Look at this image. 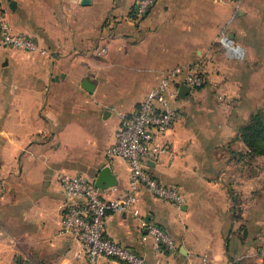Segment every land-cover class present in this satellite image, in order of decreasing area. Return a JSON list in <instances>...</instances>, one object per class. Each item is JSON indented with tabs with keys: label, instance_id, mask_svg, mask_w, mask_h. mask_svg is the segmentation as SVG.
Returning a JSON list of instances; mask_svg holds the SVG:
<instances>
[{
	"label": "crops",
	"instance_id": "crops-1",
	"mask_svg": "<svg viewBox=\"0 0 264 264\" xmlns=\"http://www.w3.org/2000/svg\"><path fill=\"white\" fill-rule=\"evenodd\" d=\"M7 1L10 11H6L5 15L14 32L31 36L40 46L51 51L53 56L50 53V58L56 61L55 77L60 74L71 78L72 64L79 60L88 67L89 60L82 53L89 51L91 42L102 29L100 34L106 41L104 51L107 52L103 66L113 67L117 63L130 68L144 67L151 76H134L133 82L150 84L145 94L157 83L160 72L166 68L171 69L178 64H212L210 57L217 52V34L221 28H229L227 35L235 43L243 45L244 58L241 63L249 69L240 79L244 88H241L238 78L226 90V98L232 101L231 107L241 103L238 98L243 96L245 90L244 99L248 98V93L253 94L252 87H246L255 82L256 74L262 77L261 84L264 86V30L255 37L249 23L258 26L260 19V25L264 28V12L259 13L252 8L244 16L243 10L235 11L234 0H157L149 14L138 22L130 14L134 0H91L87 6L81 5L80 0H38V4L44 5V11L54 13L50 20L41 19L38 11L32 12L29 8L22 10L20 2L24 4L26 0ZM10 1L15 2L13 7L9 5ZM248 1L261 4L264 8V0ZM112 16L113 20L110 21ZM243 20L246 26L233 30L234 24H242ZM217 28H220L218 33ZM15 54L10 49L0 51V261L19 257L28 264H86L82 243L72 235L58 234L64 200L58 174L78 173L62 170L50 174L45 167L44 141L41 138L46 132V125L39 115L46 99H50V95L43 91L48 79L45 73L38 71L35 77L27 78L25 88H13L15 82L19 85L18 79L11 80L13 71L21 68L30 72L29 67L23 69V65L15 62ZM253 68H261L262 71L255 73ZM127 75L131 77L130 73ZM218 78L219 75H210L212 81ZM83 79H80V86ZM206 87L190 91L176 107L178 115L174 124L157 139L170 152L148 163L149 173L162 185L181 190L184 207L179 209L171 202L158 199L144 187L137 192L136 207L143 209L145 220L158 224L172 235L176 247L165 252L167 264H195L189 249L191 243L185 236L187 226L178 231V221L189 220L188 208L195 204L199 205V212L202 213L199 216L203 221L201 227L215 226L217 230L215 242L218 248L209 249V255L213 252V263L206 257L209 264H239L243 258H247L248 264H253L254 254L248 238L243 240L244 253L237 254L243 246L241 242L229 248L228 252L223 237L237 224L242 223L247 228L251 224H260L264 216L263 205L257 206L255 217L249 215L252 210L249 208L254 205L250 203L254 195V175L247 170H250L255 157L246 154L248 149L240 139H236L239 140L236 143L243 151L233 152L229 138L236 130L232 125V115H229L231 111L224 114L225 111L221 113V109L218 112L220 109L216 106L205 107L202 98L207 97ZM96 89L95 84L94 93ZM197 98L201 100L197 105L204 106L196 107L197 102L192 99ZM96 101L97 104L90 101L86 105L69 107L65 114H69L70 120L63 128L58 127V132L66 133L71 124H81V116L85 117L92 123V143H100L105 150L114 141L118 115L113 108L101 107L106 102L105 98L100 97ZM137 103L123 109V112L131 113ZM207 110L214 113H206L205 116L202 111ZM241 111L242 108L238 113L242 114ZM104 150L93 167L95 174L86 178L94 183L98 171L109 166L117 183L98 190L103 198L116 199L128 190L129 167L123 159L107 158ZM235 156L246 161L243 173L236 174L229 169ZM234 187L238 188L242 198L239 204L232 202ZM241 190L244 192L242 195ZM249 203L252 205L248 206ZM234 211L238 214L236 218L233 217ZM139 225L140 218L133 217L129 212L112 213L106 218L105 234L142 255L144 264H154L156 257L151 239L142 238ZM202 238L207 245L212 240L204 232ZM98 264L121 263L100 257ZM199 264L205 262L201 260Z\"/></svg>",
	"mask_w": 264,
	"mask_h": 264
},
{
	"label": "rangeland",
	"instance_id": "rangeland-1",
	"mask_svg": "<svg viewBox=\"0 0 264 264\" xmlns=\"http://www.w3.org/2000/svg\"><path fill=\"white\" fill-rule=\"evenodd\" d=\"M45 1L49 2L50 0ZM219 1L223 2L224 0ZM234 1H236L235 11L236 9L243 10L242 14L244 16L246 12L248 10H251L252 8H255L259 13L264 12L263 5L261 4L247 3L249 2L248 0ZM20 7H23L21 8L22 10H25V8H29L32 12L38 11L40 13V18L44 20H50L54 16V13L52 15L51 13H47L46 11H44V5L38 4V0H26L24 4L20 2ZM0 8L4 13L6 11H10V8L8 7V1L0 0ZM109 19L110 21H112L113 16ZM110 21L108 22V24H110ZM30 22L32 23L33 21L31 20ZM257 22L259 23L258 26L256 24L253 25L252 22H249L251 25L250 30H252L255 37L259 33L261 34V30H264V28L260 25L261 20L259 19ZM108 24L106 23V25ZM242 24L241 22L234 24L233 30H237L243 28V26H246L245 20H243ZM219 29H216L217 33ZM228 29L229 28H227L226 30L224 28H221L219 33L217 34V38H220L219 36L221 33H223V35H227L229 31ZM101 31L102 29H100L97 33L98 37L93 39V41L91 42L89 51L87 53H82L84 58L87 57V60H89L87 61V63L90 64L88 65V67H85L82 65V62L80 60L74 62L72 64L74 66L73 75L71 76V78H67L60 74L57 77L54 76L56 61H53L54 58L51 59V56L45 57L44 55H38L36 53H27L24 51L14 50L16 52V54L14 55L15 62L23 65V69L25 67H29L30 72L28 73L25 70H21V68H19L18 71H13V78H11V80L13 81L14 78L19 80V85L17 86V82H15L13 84V88H25V82L27 78L31 79L32 76L35 77V74L37 75V73L39 72L45 73L48 79L47 83L43 87V91H45L47 95H50V99H46L45 105L41 109L39 117L46 125V132L41 139H43L44 141L43 152L45 167L50 174H54L57 171L64 170L70 173H78L85 178L92 177L95 174V169L93 167L101 157V155H103V145H101L100 143L96 145L92 143V139L94 138V135L90 134L93 129L92 123L85 117L82 118L81 116V124H78L77 122L71 124L66 133L58 132V127L63 128L70 120L69 114H65L68 113L69 107L74 106L75 104L86 105L87 103H90V101L97 104V98L103 97L106 99V102L101 106L102 108H113V110H116V113H118L119 111L123 112V109L127 107H133L150 86V84L133 82L135 80L134 76H151V74L146 69H144V67L130 68L124 67V65L117 63L113 67L110 65H108L107 67L103 66V60L107 52L104 51L106 41L102 38V35L100 34ZM218 39L215 42L217 52L214 56L210 57L212 64H206L205 62L204 64L194 63L192 65H194L197 71L200 72L205 79L203 88L206 86H212V88L206 87L208 90L207 97L202 98V100H204L203 104H205V107L216 106L218 109H220L218 112H220L222 109L221 113L225 111L224 114L228 111H231L229 115H232V125L233 128H235V130L237 131V128L249 119L248 113L256 111L258 109L264 113V86L261 84L262 77L259 75V73L256 74L255 82L252 85H248L246 87H252L253 94L248 93V95L246 96L248 98L244 99L243 96H245V90L243 96H239L240 98H238V100L241 99V103L239 105L236 104L235 106L231 107L232 101L226 98V90L231 88L230 85H233V80L235 79L239 78V81L241 83V77L249 69H247V67H245L243 63H241L244 57L240 59L231 57L222 47ZM235 44L243 47V45L240 43ZM63 68H66V66H64ZM166 70H169V68H166L165 71ZM253 71L256 73L262 71V69L253 68ZM127 73L131 74L130 78H128ZM211 74L216 75V77H218L219 75L220 79L218 78V80L212 81L210 79ZM81 78H88L90 81L94 82L97 85L95 93L93 92L94 95L93 93L87 92L83 87L80 86ZM139 80L142 79L140 78ZM226 83L228 84V86ZM242 87L244 88V85L241 83V88ZM183 100L184 99L180 98L175 100L173 102L174 106L178 107V105ZM192 100L194 102H197L196 107L204 106L197 105L198 102H201V100H199L198 98L196 100ZM241 108L243 109V111H241L242 114L238 113ZM202 113L206 116V113L208 115V113L213 114L214 112H211V110H207V112L202 111ZM235 118L238 119L236 120ZM74 120H76V117L74 118ZM72 127H75L74 130H71ZM236 131L234 134L235 137ZM234 135L229 138L232 141L231 145H233V148H231L234 150L233 152L243 151V149H239L240 144L236 143V141L239 140H236L238 138H233ZM239 158L240 157L235 156L233 159L234 162L229 165V169L231 168L232 171L234 170L233 173L236 174L243 173V171H245L244 163L246 161L245 159L240 160ZM242 162L243 164H240ZM247 172L254 175V195L251 197L252 202L250 201V203L254 205L249 208V210L252 209L249 215L251 217H255L257 214V206H264V156H255L253 164L250 170H247ZM233 189L234 191L232 190L233 192H231L232 202L234 204H239L242 201L240 194H238L239 190L236 187H234ZM240 193L242 195V193L244 192L241 190ZM250 203L247 205H252ZM199 208L200 207L197 204L189 207L188 210L190 219L186 222L185 219L184 221H178V231L185 229V227L187 226L185 230V236L191 243V245H189V249L191 250L192 257L195 259V264H199L203 256H206L208 260L212 262L213 252L209 255V249L213 248V250H216L218 248V243L215 242V238L217 237L216 227H201L203 221L199 217L202 216V213L199 212ZM139 212L141 216L145 214L143 212V209L141 208L139 209ZM213 215L215 216V214ZM237 216L238 214L234 211L233 217L236 218ZM254 226L259 229L257 230L256 228H254ZM203 232L208 233L210 239H212L208 241V245L202 242ZM168 234L172 237L169 231ZM246 238H248V241H250L249 246L250 248H252L251 250L254 254L253 264H263L259 259L258 251L261 245L264 244V216L261 219L260 224H251V226L247 228L241 223L237 224V227L235 229L231 227L227 232H225L223 239L227 243V245L225 246L227 248L226 250H230L232 246L237 245L238 242H241V245L243 246L240 251H237V254L244 253L243 250L245 248V244L243 240H245ZM165 252L161 258H163L167 262V260L164 258ZM244 259L245 258L239 260L238 263L240 264ZM246 260L247 258L241 264H248ZM0 264L28 263L19 257H15L14 259L1 260Z\"/></svg>",
	"mask_w": 264,
	"mask_h": 264
},
{
	"label": "built area",
	"instance_id": "built-area-1",
	"mask_svg": "<svg viewBox=\"0 0 264 264\" xmlns=\"http://www.w3.org/2000/svg\"><path fill=\"white\" fill-rule=\"evenodd\" d=\"M157 0H134L131 18L143 20ZM222 2V1H219ZM222 47L233 58L243 57L242 47L235 44L229 35L220 34ZM13 49L27 53L51 56L49 50L25 33L14 32L5 13L0 8V51ZM184 83L190 91L205 84V79L192 64H182L161 72L157 83L149 89L131 113L119 111L114 141L104 150V155L120 158L129 167L128 190L116 199L103 198L94 183L80 174L61 172L58 181L64 193L62 217L58 234L72 235L83 245L82 254L86 264H98L100 257H106L121 264H144V257L135 250L123 246L105 234V222L109 214L129 212L140 218L139 230L142 238L151 239L156 257L154 264H167L160 256L174 250L173 238L158 224L141 217L137 203V192L144 187L154 197L171 202L182 209L185 199L179 188L162 185L148 171V163L158 160L170 149L157 142L174 124L178 110L173 102L178 97L179 85ZM264 264V244L258 251ZM209 264L206 256L201 258Z\"/></svg>",
	"mask_w": 264,
	"mask_h": 264
},
{
	"label": "trees",
	"instance_id": "trees-1",
	"mask_svg": "<svg viewBox=\"0 0 264 264\" xmlns=\"http://www.w3.org/2000/svg\"><path fill=\"white\" fill-rule=\"evenodd\" d=\"M235 138L245 144L248 149L246 154L250 157L264 156V113L259 109L251 112L249 119L237 128Z\"/></svg>",
	"mask_w": 264,
	"mask_h": 264
},
{
	"label": "water",
	"instance_id": "water-1",
	"mask_svg": "<svg viewBox=\"0 0 264 264\" xmlns=\"http://www.w3.org/2000/svg\"><path fill=\"white\" fill-rule=\"evenodd\" d=\"M15 4L14 1H10L9 5L13 7ZM80 4L83 6H87L91 4V0H80ZM95 83L90 81L88 78H84L81 87H83L87 92L91 93L93 92ZM190 93V89L184 84L181 83L179 85L178 90V97L180 99H184L188 94ZM117 183L115 176L111 173L109 166L102 167L95 179H94V186L98 189H104L107 187H112Z\"/></svg>",
	"mask_w": 264,
	"mask_h": 264
}]
</instances>
